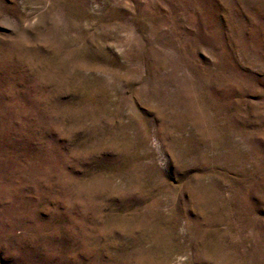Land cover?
<instances>
[{
	"label": "rangeland",
	"instance_id": "1",
	"mask_svg": "<svg viewBox=\"0 0 264 264\" xmlns=\"http://www.w3.org/2000/svg\"><path fill=\"white\" fill-rule=\"evenodd\" d=\"M0 264H264V0H0Z\"/></svg>",
	"mask_w": 264,
	"mask_h": 264
}]
</instances>
